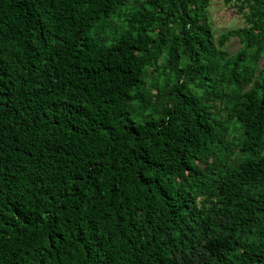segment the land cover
Returning a JSON list of instances; mask_svg holds the SVG:
<instances>
[{
    "label": "trees",
    "instance_id": "16d2710c",
    "mask_svg": "<svg viewBox=\"0 0 264 264\" xmlns=\"http://www.w3.org/2000/svg\"><path fill=\"white\" fill-rule=\"evenodd\" d=\"M210 1L0 0V264H264V0Z\"/></svg>",
    "mask_w": 264,
    "mask_h": 264
},
{
    "label": "rangeland",
    "instance_id": "374dc122",
    "mask_svg": "<svg viewBox=\"0 0 264 264\" xmlns=\"http://www.w3.org/2000/svg\"><path fill=\"white\" fill-rule=\"evenodd\" d=\"M207 10L208 19L215 35L224 29L238 27L244 23L243 17L236 11L235 5L232 3L227 5L223 0H211ZM237 47L236 38H231L226 44V49L229 52L235 51Z\"/></svg>",
    "mask_w": 264,
    "mask_h": 264
},
{
    "label": "built area",
    "instance_id": "2783aa9c",
    "mask_svg": "<svg viewBox=\"0 0 264 264\" xmlns=\"http://www.w3.org/2000/svg\"><path fill=\"white\" fill-rule=\"evenodd\" d=\"M235 2H238L237 0H231V3L234 4Z\"/></svg>",
    "mask_w": 264,
    "mask_h": 264
}]
</instances>
